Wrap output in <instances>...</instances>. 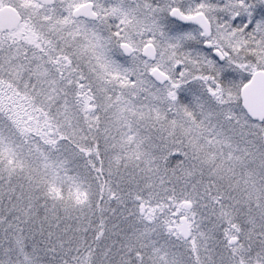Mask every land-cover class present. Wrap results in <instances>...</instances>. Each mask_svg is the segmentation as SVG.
Returning a JSON list of instances; mask_svg holds the SVG:
<instances>
[{"label": "snow or ice", "instance_id": "6c2138e0", "mask_svg": "<svg viewBox=\"0 0 264 264\" xmlns=\"http://www.w3.org/2000/svg\"><path fill=\"white\" fill-rule=\"evenodd\" d=\"M0 264H264V0H0Z\"/></svg>", "mask_w": 264, "mask_h": 264}]
</instances>
